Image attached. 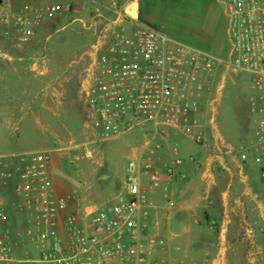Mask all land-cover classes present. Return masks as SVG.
Segmentation results:
<instances>
[{
  "label": "built area",
  "instance_id": "1",
  "mask_svg": "<svg viewBox=\"0 0 264 264\" xmlns=\"http://www.w3.org/2000/svg\"><path fill=\"white\" fill-rule=\"evenodd\" d=\"M221 2L230 41L226 59L121 8L102 24L80 93L87 122L101 140L142 133L130 147L123 188L104 203L76 208L57 186L55 150L0 154V182L13 181L17 215L15 222L0 195V264H215L208 251L172 243L156 230L153 216L155 191L161 189L169 203L171 185L182 176L184 160L176 143L168 147L169 139L182 134L211 149L214 105L231 75L245 76L260 141L240 157L264 161V0ZM71 10L69 2L0 0V27L11 45L21 47ZM0 56L7 55L0 49ZM92 155L84 148L72 160Z\"/></svg>",
  "mask_w": 264,
  "mask_h": 264
},
{
  "label": "rangeland",
  "instance_id": "2",
  "mask_svg": "<svg viewBox=\"0 0 264 264\" xmlns=\"http://www.w3.org/2000/svg\"><path fill=\"white\" fill-rule=\"evenodd\" d=\"M48 2L53 0H37L35 3ZM207 2L160 0L157 14L161 25L158 26H163V30L173 39L195 45L226 59L230 41L223 4L221 1L217 3V21H201V16H205L206 12L202 7L207 9ZM149 4L148 1L142 3L144 14L150 12ZM194 4L198 5L195 6L197 9L193 8ZM154 22L156 23L150 24L157 25V21ZM205 30H210L209 37L203 35ZM93 41L90 30L84 28L81 22H73L67 23L62 31L51 34L48 41L43 36H37L30 43L15 47L4 37L0 27V49L10 55L18 53L22 56L23 67L27 68L30 63L29 58H24L28 55L38 57L49 53L51 58L47 64L49 69L35 73L25 69L26 72L20 75L18 81L12 62L0 56V154L55 150V179L58 188L71 196L76 208L104 203L122 190L130 147L142 141V133L139 131L118 139L98 138L87 122V112L84 111V104L76 86L75 80L80 78L77 76L79 73H66L65 69H61L60 58L67 61L79 58L91 48ZM66 75L69 77L67 92L60 89V82ZM19 82L25 87H17ZM28 84L30 87L26 88ZM249 93L245 76L231 75L225 80L221 95L214 105L216 129L213 131H218L232 145L240 144V118L246 112ZM59 98H63V102L68 99L74 101L77 108L71 107L72 114L68 115L66 110L60 114V106L57 104ZM212 98L216 96L213 95ZM11 117L13 120L10 121ZM249 129L253 131V123H250ZM178 142L196 147L195 143L182 134L179 135ZM84 148L93 150L92 157L82 156L73 161V153ZM156 230L173 243L170 233L163 231L161 227ZM29 250L33 251L30 246Z\"/></svg>",
  "mask_w": 264,
  "mask_h": 264
},
{
  "label": "crops",
  "instance_id": "3",
  "mask_svg": "<svg viewBox=\"0 0 264 264\" xmlns=\"http://www.w3.org/2000/svg\"><path fill=\"white\" fill-rule=\"evenodd\" d=\"M28 1L35 3L37 0H13L12 3L20 5ZM56 1L71 3L72 10L45 25L38 37L43 36L48 41L51 34L62 31L67 23L73 22H81L90 30L94 39L90 49L74 60L60 58L61 69L66 73H79L80 78L94 60V45L100 40L102 24L117 17L115 9L121 8L131 14L129 8H135L136 16L131 15L139 21L148 24L157 21V25H161L157 14L160 0H53ZM144 1L150 2L151 9L145 14L142 11ZM206 1L207 9L202 7L206 12L201 21H217V3L221 0ZM195 6L198 5L193 6L197 9ZM203 35L209 37L210 30H205ZM6 55L1 58L12 62L18 81L26 70L44 72L51 60L49 53L38 57L28 55L24 58H29L30 63L25 68L18 53ZM80 78L77 77L75 82L82 99ZM68 80L66 75L60 82V89L65 92ZM17 87L23 86L19 82ZM29 87L28 84L26 88ZM62 99L57 101L60 114L65 110L68 115L72 114L71 107L77 108L74 101L67 98L63 102ZM240 120L242 137L238 145L228 143L218 131L209 135L210 150L196 144V147L179 144L178 137L170 138L168 147L176 143L184 160L180 167L182 176L171 185L169 203L162 198L161 189L154 194L159 206L153 216L155 225L170 233L174 244L192 252L209 251L216 260L215 264H264V161L256 163L252 155L247 160L240 157L242 150H250L260 143L257 122L248 112V101ZM250 123L254 124L253 131L249 129Z\"/></svg>",
  "mask_w": 264,
  "mask_h": 264
},
{
  "label": "trees",
  "instance_id": "4",
  "mask_svg": "<svg viewBox=\"0 0 264 264\" xmlns=\"http://www.w3.org/2000/svg\"><path fill=\"white\" fill-rule=\"evenodd\" d=\"M0 195L4 198L5 204L9 209L14 221L16 222V197L13 190V181H1L0 182Z\"/></svg>",
  "mask_w": 264,
  "mask_h": 264
},
{
  "label": "bare ground",
  "instance_id": "5",
  "mask_svg": "<svg viewBox=\"0 0 264 264\" xmlns=\"http://www.w3.org/2000/svg\"><path fill=\"white\" fill-rule=\"evenodd\" d=\"M129 10L133 16H136L137 10L135 8H129Z\"/></svg>",
  "mask_w": 264,
  "mask_h": 264
}]
</instances>
